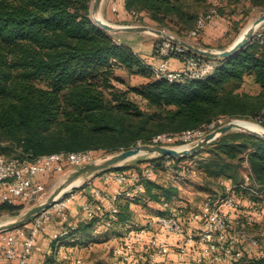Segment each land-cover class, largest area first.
Returning <instances> with one entry per match:
<instances>
[{"label": "trees", "instance_id": "obj_1", "mask_svg": "<svg viewBox=\"0 0 264 264\" xmlns=\"http://www.w3.org/2000/svg\"><path fill=\"white\" fill-rule=\"evenodd\" d=\"M207 1L124 0V10L127 17L148 18L158 28L182 33L195 27ZM249 1L264 8V0ZM92 3L0 0V154L33 159L61 151L115 153L151 143L160 133H179L222 118L264 126V46L260 40L250 39L231 56L217 59L215 72L206 79H155L129 42L94 23ZM186 55L195 53L187 51L177 57ZM118 70L138 73L145 81L125 85L116 75ZM247 78L257 86L253 93L240 90ZM200 153L204 159L198 167L205 183L209 178L219 182L232 177L230 161L242 162L247 156L255 180L264 184V139L257 135L227 132L193 155L156 157L181 168L185 160ZM152 162L157 169L163 165L154 160L148 163ZM177 195V186L156 179L145 183L144 193L134 203L172 206ZM131 205V200L122 201L110 228L113 232L120 233L132 221ZM24 208L0 203V213L18 215ZM93 224L80 223V234ZM78 242L85 243L82 236Z\"/></svg>", "mask_w": 264, "mask_h": 264}, {"label": "built area", "instance_id": "obj_2", "mask_svg": "<svg viewBox=\"0 0 264 264\" xmlns=\"http://www.w3.org/2000/svg\"><path fill=\"white\" fill-rule=\"evenodd\" d=\"M210 17L201 19L190 36L196 37ZM252 39L260 40L264 46V28L256 29ZM184 52H187L184 47L166 40L157 47L155 54L158 61L145 62V66L155 79L179 82L206 79L215 72L217 59L198 54L186 55L182 59L183 67L172 69L170 57ZM221 123L222 119H218L207 126L179 133H160L152 138L151 143L168 147L179 144L180 148H189ZM94 156V150L61 151L33 159L0 154V202L24 207L38 204L44 197L47 177L63 172L67 166L78 167L88 163L94 160ZM168 165L173 181L188 175L184 167ZM242 165L244 174L241 180L221 178L215 192L208 195L195 211L186 212L174 206L166 212L151 215L146 224L132 220L122 226L121 242L113 249L118 262L264 264V184L255 180L247 156ZM109 170L100 177L106 184H117L113 193L88 183L75 192H72L73 189L68 191L29 224L5 231L0 240V264H14L15 261L17 264H29L38 239L54 219V214L62 220L66 219L65 211L73 202H79L85 214V223L99 224L94 233L101 234V225L106 229L113 227L123 200H131L133 205L144 193L145 183L157 179L154 162L139 170ZM195 174L196 171L192 170L189 175ZM80 236L76 223H65L53 230L49 247L50 264H88L74 251L61 255V250L74 246Z\"/></svg>", "mask_w": 264, "mask_h": 264}, {"label": "rangeland", "instance_id": "obj_3", "mask_svg": "<svg viewBox=\"0 0 264 264\" xmlns=\"http://www.w3.org/2000/svg\"><path fill=\"white\" fill-rule=\"evenodd\" d=\"M206 4L208 7L200 10L194 28H196L200 24V20L203 19L204 17L208 15H211V17L209 18L208 21L205 20V22L203 23L204 27L206 24L205 31L201 34L198 40H196L195 37L190 36L191 30H193L194 28L188 31H183L182 33H178L175 30L169 28H158L148 18L144 19L143 17L142 18L140 17L136 19L130 16L127 18L125 17L122 18V16L119 17L120 13L116 11V9L118 10V0L103 1L99 13L105 21H108L113 24L152 26L161 29L164 32L171 34L177 38H181L190 43L196 44L199 47L206 48L202 46L204 44L209 46V48L207 47L208 49L224 50L226 48H229L239 38L241 33L244 31V29L249 24L254 22L264 12L263 7L253 5L249 0H208ZM263 28H264V21L260 23L255 28V30L256 29L262 30ZM119 34H126V36L132 38V40L135 39L134 43L137 47L136 49L141 50L140 52L146 55L153 52V49L154 52L156 53L157 47L167 40L165 38H162L160 36H157L149 32H142V33L120 32L116 35ZM144 62L147 61L144 59ZM116 75L121 77L125 81L126 83L125 85L138 86L145 81V78L142 75L138 73H128L125 70L116 71ZM150 76L152 77V75ZM125 85L122 84L121 86L125 87ZM240 90L253 93L257 90V86L253 83V81L250 78H247ZM133 99L137 103H139L142 107H145V103L141 101L140 98L133 96ZM241 120H246V119H241ZM229 121L231 120L222 118V123L220 125H223ZM256 123L260 124L259 122ZM260 125L263 126L262 124ZM210 131L212 130H209L207 133H209ZM229 132L234 134L240 133V134L256 135L250 132H246V130L244 131L242 129H232ZM175 147L180 148L179 144L175 145ZM110 154L112 153L95 151L94 159H99ZM203 159H204V153H200L196 155L194 158L185 160L182 164V166L186 170L185 172L189 175L192 170H195L196 174L194 176L187 175L185 178L176 181H173V179L171 178V173L168 172V167H169L168 164H170L172 167L176 165L173 164V162H169V160H161L160 158L158 159L155 155L149 153H141L136 157L130 158L122 162L117 167H114V168L126 167L125 170L129 171L134 168L140 169L143 166H145L150 160H154L155 162L157 161L163 164L160 168L157 169L158 182L161 184H172L174 186H177L178 188V195L174 198L172 206H165L164 204L153 203V202L148 203L146 206L134 203L132 205L134 209L132 220H134L139 224H146L148 218L151 215H154L156 213L166 212L171 207L174 206L177 207L179 206L181 210H184L186 212L195 211L203 202V200L208 195L213 194L215 190L218 188V181L215 178H209L207 179V183H205L206 178L204 177L203 173L200 171L198 167V162L202 161ZM242 162L233 161V160L230 161V163H232V167L228 171L232 175V178L237 181L241 180L244 174V168ZM75 168L77 167L67 166L63 172L58 174H52L49 177H47V179L45 180L46 191L42 199V202L45 201L50 196V194L63 182V180L67 177V175L71 173ZM114 168L110 170H116ZM103 172L97 173L95 175L83 179L80 182L79 187L73 189L72 192L77 191L78 188H83V186L85 185L87 186L88 183H92L95 187L104 188V186L100 182H98L99 181L98 178L102 175ZM32 206L25 207L20 212V214L24 213L28 208ZM68 214L69 213L67 209L65 211V215L68 217ZM18 215H13L8 212H1L0 222L13 220ZM53 218H54L53 220L54 222H58V226H62V223H60L62 221L60 217L54 214ZM3 233L4 232L0 233V240ZM120 242H121V238L119 240V243ZM117 243L118 240L116 241L115 245H117ZM101 252L104 253L102 257L103 261L101 262H104L105 260L104 258L106 256H107V260L105 262L106 263L110 262L111 259L109 258L111 252H109V250L106 251L105 248ZM99 253L100 252L95 251V253L92 254L99 255ZM99 263H100L99 261H95V264H99Z\"/></svg>", "mask_w": 264, "mask_h": 264}, {"label": "water", "instance_id": "obj_4", "mask_svg": "<svg viewBox=\"0 0 264 264\" xmlns=\"http://www.w3.org/2000/svg\"><path fill=\"white\" fill-rule=\"evenodd\" d=\"M103 1L104 0L93 1L91 7V17L97 26L107 31L108 33L112 35H116L120 32H132V33L149 32L157 36H160L162 38H165L167 40H170L178 45H181L189 52H193L195 54L214 58V59L231 56L238 50L244 48L248 44L250 39H252L255 32V28L264 21V12H263L253 22L247 34L243 38L237 39L229 48H226L224 50H215V49L199 47L196 44L190 43L181 38H177L171 34L164 32L161 29L152 26L118 25V24L110 23L108 21H103L101 20V18L97 17V15H100L99 12L102 7ZM234 120L236 119H233L223 125L218 126L214 130L210 131L205 136H203L202 139L199 140L195 145L189 148H175V147L162 146L152 143L138 144L132 148L115 152L110 155H106L102 158L94 159L81 166H78L71 173L67 175V177L63 180V182L50 194V196L45 201L33 205L32 207L28 208L24 213L19 214L13 220L3 222L0 225V233L30 223L42 211L50 208L60 197L65 195L68 191L77 187L78 181H82L87 177L117 167L122 162L130 158L136 157L141 153H149L158 156H173L176 158H183L193 155L199 150L205 148L209 143L217 139L219 136L234 129V125L232 123ZM258 136L264 139V134Z\"/></svg>", "mask_w": 264, "mask_h": 264}, {"label": "crops", "instance_id": "obj_5", "mask_svg": "<svg viewBox=\"0 0 264 264\" xmlns=\"http://www.w3.org/2000/svg\"><path fill=\"white\" fill-rule=\"evenodd\" d=\"M118 11L120 13L119 17L122 16V18L123 17L127 18V13L124 10V0H118ZM114 22H117V21H114ZM116 36L120 39H123L129 42V44H131V46L135 49V51L147 62H157L158 61V58L154 52V49H153V52H151L148 55L143 54L140 52L141 50L136 49L137 47L134 43L135 39L132 40V38L126 36V34H119ZM169 61H170V67L172 69H180L184 65V61L177 56L170 57ZM98 179H99L98 182H100L104 186V188L103 187L102 188L106 190L107 192L113 193L116 190L117 188L116 183L111 182V183L106 184L102 181L101 177H99ZM79 206H80L79 202L78 203L73 202L68 209V213H69L68 217L66 216V219L64 220L61 219L62 221L60 223L64 224L68 222V223H76L78 225L80 223L86 224L84 221L85 214ZM131 211L133 213L132 205H131ZM53 220L48 224L45 233L39 237L38 242L35 246V249L31 255L29 264H50V255H49L50 254L49 247L51 243L50 236L53 230H56L58 229V227H60L58 226V222H54ZM98 225H99L98 223L94 222V224L92 225V227L89 228L88 231L84 232V234H81L82 242H85L84 244H79V242H77L74 246L66 247L63 250H61V255L68 251H74V253H76L77 255L82 256L88 264H95V261H99L101 264H120V262H118V259L113 254V249L117 245L120 244L119 243L120 233L113 232L114 231L113 229H106L101 225L102 233L95 234L94 229ZM117 240H118V243L117 245H115ZM104 248L106 251L109 250V252H111V255L109 258L111 260L110 262H107V263L105 262L107 260V256L104 258L105 259L104 262H101L103 261L102 257L104 255V253L101 251H103ZM95 251L100 252L99 255H93L92 253H95ZM14 264H17V262L15 261Z\"/></svg>", "mask_w": 264, "mask_h": 264}, {"label": "bare ground", "instance_id": "obj_6", "mask_svg": "<svg viewBox=\"0 0 264 264\" xmlns=\"http://www.w3.org/2000/svg\"><path fill=\"white\" fill-rule=\"evenodd\" d=\"M98 18H101V20L105 21L101 15H97ZM253 22L251 24H249L245 29L244 31L241 33V35L239 36V38H243L249 28L252 26ZM238 38V39H239ZM233 125H234V129H242V130H246L247 132H250V133H253V134H256V135H263L264 134V127L261 126L260 124L256 123V122H253V121H248V120H241V119H236L234 120L233 122ZM81 181H78L77 185L80 184ZM3 222H0V225L2 224Z\"/></svg>", "mask_w": 264, "mask_h": 264}]
</instances>
